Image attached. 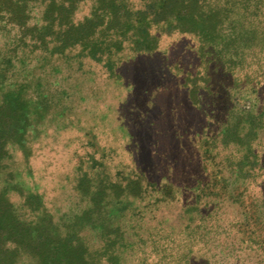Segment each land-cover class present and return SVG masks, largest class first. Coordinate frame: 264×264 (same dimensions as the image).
<instances>
[{"label": "rangeland", "instance_id": "374dc122", "mask_svg": "<svg viewBox=\"0 0 264 264\" xmlns=\"http://www.w3.org/2000/svg\"><path fill=\"white\" fill-rule=\"evenodd\" d=\"M0 264H264V0H0Z\"/></svg>", "mask_w": 264, "mask_h": 264}, {"label": "trees", "instance_id": "16d2710c", "mask_svg": "<svg viewBox=\"0 0 264 264\" xmlns=\"http://www.w3.org/2000/svg\"><path fill=\"white\" fill-rule=\"evenodd\" d=\"M259 248V247H258ZM263 251V250H262Z\"/></svg>", "mask_w": 264, "mask_h": 264}]
</instances>
